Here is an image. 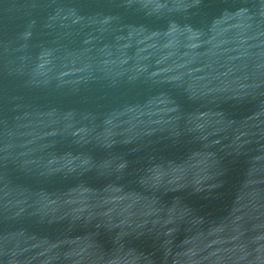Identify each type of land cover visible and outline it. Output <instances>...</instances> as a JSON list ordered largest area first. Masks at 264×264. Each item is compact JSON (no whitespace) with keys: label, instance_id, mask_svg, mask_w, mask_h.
I'll return each instance as SVG.
<instances>
[{"label":"water","instance_id":"1","mask_svg":"<svg viewBox=\"0 0 264 264\" xmlns=\"http://www.w3.org/2000/svg\"><path fill=\"white\" fill-rule=\"evenodd\" d=\"M0 264H264V0H0Z\"/></svg>","mask_w":264,"mask_h":264}]
</instances>
